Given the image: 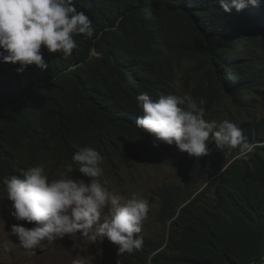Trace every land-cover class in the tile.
<instances>
[{
    "label": "trees",
    "instance_id": "16d2710c",
    "mask_svg": "<svg viewBox=\"0 0 264 264\" xmlns=\"http://www.w3.org/2000/svg\"><path fill=\"white\" fill-rule=\"evenodd\" d=\"M73 3L92 20L94 36L74 35L71 57L42 46L47 69L18 72L19 63L0 61L2 178L46 164L77 168L72 156L86 146L110 153L125 141L152 145L136 127V97L178 95L175 67L184 60L207 63L217 97L247 111L264 83L256 65L264 54V0L228 13L218 0ZM249 130L243 135L254 148L246 156L240 147L218 150L210 136L208 155L192 157L177 183L158 187L154 217L168 228L167 240L142 236V248L120 259L264 264V133Z\"/></svg>",
    "mask_w": 264,
    "mask_h": 264
},
{
    "label": "clouds",
    "instance_id": "9594fccd",
    "mask_svg": "<svg viewBox=\"0 0 264 264\" xmlns=\"http://www.w3.org/2000/svg\"><path fill=\"white\" fill-rule=\"evenodd\" d=\"M218 3L228 13L232 8L239 12L248 5L259 6L260 0ZM80 34L90 39L94 29L92 20L83 11H77L73 0H0V61L19 63L18 72L30 65L41 70L48 68L42 46L50 53L71 57L77 48L73 37ZM136 100L141 113L136 127L153 137L154 147L160 142L174 144L191 156L190 160L208 155L210 136L218 150L240 147L241 155L246 156L254 148L236 123L228 119L206 121L202 99L197 103L190 95L169 94L154 101L147 93H141ZM72 160L88 178L87 182L67 174L50 180L42 166L29 167L21 170L20 176H5L0 181L12 202L11 215L17 221L34 224L31 228L22 224L12 226L11 233L20 246L32 250L44 240L52 242L79 233L92 242L106 237L118 246V257L140 250L143 237L137 234L147 217L148 201L136 193L126 198L109 191L108 182L98 179L103 175V157L96 149L82 147ZM66 169L72 173V164H67ZM105 209L107 213L101 220Z\"/></svg>",
    "mask_w": 264,
    "mask_h": 264
},
{
    "label": "rangeland",
    "instance_id": "374dc122",
    "mask_svg": "<svg viewBox=\"0 0 264 264\" xmlns=\"http://www.w3.org/2000/svg\"><path fill=\"white\" fill-rule=\"evenodd\" d=\"M97 55V52H95ZM262 58L256 59L257 68L264 74V54ZM232 61H230L231 63ZM177 70L175 89L179 96L190 95L197 103L202 99L205 103L206 121H222L228 119L236 123L242 133L251 129L252 133H264V83L257 87V91L251 94L250 107L245 109L235 105L229 98L217 97V90L212 87L209 80V65L204 61L184 60ZM264 80V77L263 79ZM257 124L262 125L257 128ZM249 133V132H248ZM248 135V134H247ZM110 153H101L103 157V175L98 179L107 181L106 187L109 191L121 194L126 198L136 193L145 198L149 203V211L143 221V237L154 239H166L168 228L155 221V214L159 210V201L156 190L162 185L178 182L183 171L187 168L190 157L186 152H181L174 144L152 145L140 144L137 141L121 142L117 146H111ZM116 151L117 153H115ZM126 156V158L124 157ZM67 164H46L42 167L49 179H58L62 175H70L74 179H82L87 182L73 167L72 173H67ZM0 175V181H2ZM204 182H211L204 178ZM12 202L7 199L4 186L0 183V264H137L129 263L117 256L118 246L110 242L106 237L95 242L89 241L79 233L65 235L61 239L52 242L42 241L32 250L22 248L11 228L15 224H22L27 228L34 226L33 223L17 221L12 215ZM107 213L104 210L103 215ZM140 264H153L144 262Z\"/></svg>",
    "mask_w": 264,
    "mask_h": 264
}]
</instances>
